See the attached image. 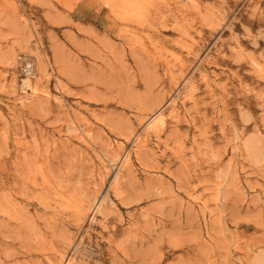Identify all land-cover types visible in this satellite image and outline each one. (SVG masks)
<instances>
[{
  "label": "rangeland",
  "instance_id": "1",
  "mask_svg": "<svg viewBox=\"0 0 264 264\" xmlns=\"http://www.w3.org/2000/svg\"><path fill=\"white\" fill-rule=\"evenodd\" d=\"M67 263L264 264V0H0V264Z\"/></svg>",
  "mask_w": 264,
  "mask_h": 264
},
{
  "label": "bare ground",
  "instance_id": "2",
  "mask_svg": "<svg viewBox=\"0 0 264 264\" xmlns=\"http://www.w3.org/2000/svg\"><path fill=\"white\" fill-rule=\"evenodd\" d=\"M37 61H38V63H39V68L38 69H36V71H34V73H33V76H32V78H28V79H23L21 82H22V85H21V87H22V89H24V91H25V89H26V91H32L31 93H33V94H36L37 93V90L34 88V87H31V84L33 83V80H36V81H38V76H40V75H45L46 74V69H45V63H44V61H43V58H42V56H40V55H37ZM44 60H45V57H44ZM164 123V118H163V116L162 115H160V114H158L150 123H148V124H151L149 127H152V126H156L157 124H163ZM90 137V136H89ZM128 163V158L127 157H125L124 159H123V162H122V164L124 165V164H127ZM121 164V166L119 167V169H118V171H117V173H116V176L120 173V170H121V168H122V165ZM120 175V174H119ZM99 208V207H98ZM98 210V209H97ZM96 210V211H97ZM68 264V263H67ZM70 264H72V263H70Z\"/></svg>",
  "mask_w": 264,
  "mask_h": 264
},
{
  "label": "built area",
  "instance_id": "3",
  "mask_svg": "<svg viewBox=\"0 0 264 264\" xmlns=\"http://www.w3.org/2000/svg\"><path fill=\"white\" fill-rule=\"evenodd\" d=\"M34 73V65L30 61H24L20 67L19 75L23 79L32 78ZM21 80V81H22Z\"/></svg>",
  "mask_w": 264,
  "mask_h": 264
}]
</instances>
